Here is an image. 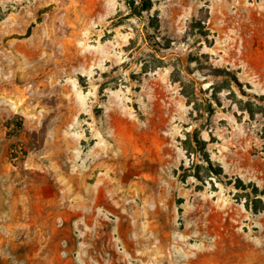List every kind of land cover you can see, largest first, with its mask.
Returning a JSON list of instances; mask_svg holds the SVG:
<instances>
[{"label": "rangeland", "instance_id": "rangeland-1", "mask_svg": "<svg viewBox=\"0 0 264 264\" xmlns=\"http://www.w3.org/2000/svg\"><path fill=\"white\" fill-rule=\"evenodd\" d=\"M0 0V264H264V0Z\"/></svg>", "mask_w": 264, "mask_h": 264}, {"label": "trees", "instance_id": "trees-1", "mask_svg": "<svg viewBox=\"0 0 264 264\" xmlns=\"http://www.w3.org/2000/svg\"><path fill=\"white\" fill-rule=\"evenodd\" d=\"M127 6L132 15L141 16L142 13L151 10L153 3L151 0H127Z\"/></svg>", "mask_w": 264, "mask_h": 264}]
</instances>
